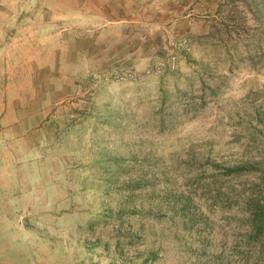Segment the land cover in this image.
<instances>
[{
  "label": "rangeland",
  "instance_id": "obj_1",
  "mask_svg": "<svg viewBox=\"0 0 264 264\" xmlns=\"http://www.w3.org/2000/svg\"><path fill=\"white\" fill-rule=\"evenodd\" d=\"M0 264H264V0H0Z\"/></svg>",
  "mask_w": 264,
  "mask_h": 264
}]
</instances>
